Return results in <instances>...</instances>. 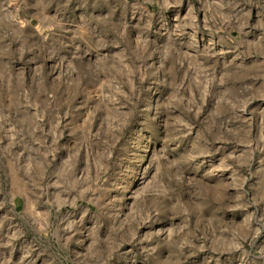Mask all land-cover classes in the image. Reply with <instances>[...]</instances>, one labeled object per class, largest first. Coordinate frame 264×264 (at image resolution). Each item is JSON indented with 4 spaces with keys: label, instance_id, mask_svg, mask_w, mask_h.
Returning <instances> with one entry per match:
<instances>
[{
    "label": "rangeland",
    "instance_id": "obj_1",
    "mask_svg": "<svg viewBox=\"0 0 264 264\" xmlns=\"http://www.w3.org/2000/svg\"><path fill=\"white\" fill-rule=\"evenodd\" d=\"M0 264H264V0H0Z\"/></svg>",
    "mask_w": 264,
    "mask_h": 264
}]
</instances>
